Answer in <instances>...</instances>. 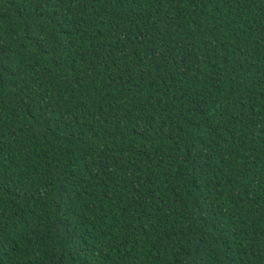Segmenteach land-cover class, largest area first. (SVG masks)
I'll use <instances>...</instances> for the list:
<instances>
[{"label":"trees","instance_id":"1","mask_svg":"<svg viewBox=\"0 0 264 264\" xmlns=\"http://www.w3.org/2000/svg\"><path fill=\"white\" fill-rule=\"evenodd\" d=\"M0 264H264V0H0Z\"/></svg>","mask_w":264,"mask_h":264}]
</instances>
